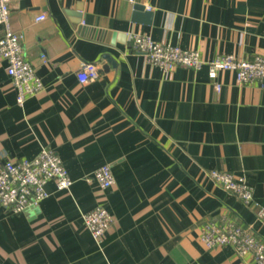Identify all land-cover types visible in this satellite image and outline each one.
Instances as JSON below:
<instances>
[{
	"label": "crops",
	"instance_id": "crops-1",
	"mask_svg": "<svg viewBox=\"0 0 264 264\" xmlns=\"http://www.w3.org/2000/svg\"><path fill=\"white\" fill-rule=\"evenodd\" d=\"M136 3L151 22L133 19ZM9 8L43 88L19 104L0 59V158H34L50 146L74 181L58 189L49 180L50 194L19 213L0 205V264H255L229 245L205 246L200 226L228 216L264 240V84L239 83L230 70L213 79L207 65L166 70L132 50L130 35L205 59L253 58L264 53V0H10ZM83 61L99 64L97 79L79 82ZM105 163L116 178L108 188L94 179ZM213 168L250 183L257 203L225 190ZM96 205L115 218L100 240L81 216Z\"/></svg>",
	"mask_w": 264,
	"mask_h": 264
},
{
	"label": "built area",
	"instance_id": "built-area-1",
	"mask_svg": "<svg viewBox=\"0 0 264 264\" xmlns=\"http://www.w3.org/2000/svg\"><path fill=\"white\" fill-rule=\"evenodd\" d=\"M9 1L0 0V26L3 28L0 34V59L7 62V72L18 90L17 102L23 104L28 96L37 94L43 88V81L25 55L21 34L12 28ZM46 17L47 12L43 11L36 16V20ZM130 48L141 52L147 62L166 70L177 66L199 69L207 65L209 76L213 79H217L221 71L230 70L239 83L264 84V53L255 54L253 58L225 53L213 59H205L197 49L160 42L141 32L130 35ZM43 58L46 60L45 55ZM99 75L100 67L96 61H83L77 71L81 83L95 80ZM215 87L220 90L221 83L216 81ZM209 175L245 204L257 203L254 187L233 172L213 168L209 170ZM94 179L102 188L111 187L116 182L108 163L95 170ZM49 180H53L58 189H70L74 181L61 156L50 146H43L34 158H0V205L12 213H19L29 206H38L50 194L46 188ZM81 216L85 226L98 240L115 220L114 215L104 205H96L82 212ZM257 217L264 223V206L258 208ZM200 237L208 248L229 245L238 256L250 258L255 264H264V240L249 224L240 223L228 216L210 218L201 224ZM187 264L201 263L190 261Z\"/></svg>",
	"mask_w": 264,
	"mask_h": 264
},
{
	"label": "water",
	"instance_id": "water-1",
	"mask_svg": "<svg viewBox=\"0 0 264 264\" xmlns=\"http://www.w3.org/2000/svg\"><path fill=\"white\" fill-rule=\"evenodd\" d=\"M133 19L137 21L151 22L152 12L149 10H146L144 4L136 3L134 5Z\"/></svg>",
	"mask_w": 264,
	"mask_h": 264
}]
</instances>
